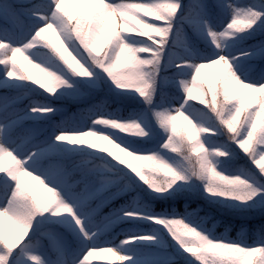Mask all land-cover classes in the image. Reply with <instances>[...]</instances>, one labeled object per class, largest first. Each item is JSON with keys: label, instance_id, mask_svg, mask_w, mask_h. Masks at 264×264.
<instances>
[{"label": "clouds", "instance_id": "clouds-1", "mask_svg": "<svg viewBox=\"0 0 264 264\" xmlns=\"http://www.w3.org/2000/svg\"><path fill=\"white\" fill-rule=\"evenodd\" d=\"M0 264H264V0H0Z\"/></svg>", "mask_w": 264, "mask_h": 264}, {"label": "trees", "instance_id": "trees-1", "mask_svg": "<svg viewBox=\"0 0 264 264\" xmlns=\"http://www.w3.org/2000/svg\"><path fill=\"white\" fill-rule=\"evenodd\" d=\"M157 207H158V208H162L163 206L158 204Z\"/></svg>", "mask_w": 264, "mask_h": 264}]
</instances>
